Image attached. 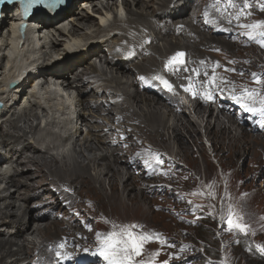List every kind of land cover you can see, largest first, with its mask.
I'll list each match as a JSON object with an SVG mask.
<instances>
[{"label":"bare ground","instance_id":"bare-ground-1","mask_svg":"<svg viewBox=\"0 0 264 264\" xmlns=\"http://www.w3.org/2000/svg\"><path fill=\"white\" fill-rule=\"evenodd\" d=\"M95 1L96 0H83L84 4L81 7L82 11H80L79 9H75L78 8V6L80 5L78 3L80 2V0H74L72 2L71 7L66 12L59 11L57 13H50L49 11H47L37 16V20H34V23L37 25L38 28L41 29L40 33L42 32V37H39V41L37 45L33 44L31 42L32 40H28V39L16 40L14 36L16 32H14V29L11 28V26L10 27L8 26L7 21L2 22V28H4V31L8 32V35L6 34L0 35V101H3L5 104L4 108H0V120H1L0 154H2L4 150L7 152L13 150L14 153L11 152L9 153V155L6 154L4 156H0V164H2L3 160L4 161L14 160L18 163V165L31 163L32 165H35L36 171L35 174L34 172L26 174L27 172H24V170L20 171L21 172L20 173L19 170L17 169L14 171L13 174L9 176L3 175L2 180H0L1 182L6 181L7 184L6 185L7 187H4V189L0 190V264H21V262H24L27 259L28 255L30 254L29 249L32 250L31 255H34V257L43 256L48 258L49 260L56 262L55 258L58 257L56 256V252L59 250V244L61 243L62 240L61 236L62 238L70 236V234H66L67 230L65 229L66 228L69 229V227L71 228V225H66V220L68 218L67 213L59 216L56 215V213H54V209L45 208L47 203L46 201H44L43 197H42L43 200L41 202V198H40L44 189L45 191H48V195L53 194L52 197H56L58 199V202L62 201V199L65 198L68 199V201L73 205H75V202L73 201V199H75L74 198L75 195L73 193L69 191H64L63 197H58L57 193L56 194L53 193L54 189L57 190L60 188L66 189L67 187H69L71 190L75 189L76 190L75 193H77L78 195L77 197L84 195L91 196L93 195V193H95V195L101 194L106 198L105 199L106 201L105 202L103 201L104 203L102 204V206H100V208L104 213H109V212L116 213L117 211L123 212L129 209V206H126L125 202L120 197L119 192L117 193L114 199V195L116 194V192H114L115 190L113 189L114 191H112L110 194H107L104 189L105 180L107 179L109 180V184L112 186V188H117L118 185L117 182L122 176L119 162H121L120 164L122 165V160L125 159L122 158V156H120L121 150H119L118 147H114L117 146L116 138L120 137L121 132L118 130L115 131L114 128L110 126V124L114 126L113 122L117 120V115H119V119H121L122 122L124 121H126L127 123L134 122V124H137V128H141L138 125L144 128L145 124L147 123L149 129L147 130L143 129L142 131L150 130L151 132L152 129L154 134L155 135L159 134L162 140L166 136L165 133L154 130L152 125L156 123L158 125V122H160L163 128L169 127L167 130L170 131L169 133L170 138L174 139L175 143H177L175 144L176 148L174 152V155L177 156L176 158L177 161H179L181 158H186L185 160H188L187 155L191 153L187 151L190 149L185 145L186 144L185 135L182 133L179 124L178 123L175 124L173 123L172 125L171 123L165 124L164 123V121L166 120L165 115L164 118L161 119L158 118V115H161L160 114L161 107H159L160 104L158 105L159 102H156L155 100L153 101L154 102L153 103L151 98L147 96L148 94L146 95L147 90L140 85L141 80L139 79V77H144L151 80L152 77H154L155 75H161V72L163 69H165V64L168 62L169 58H171L174 54H176L180 49L183 48L182 46H184V44L181 43V39H182L181 36H184L186 38L187 36L186 33H184L185 30L184 31L178 30V25L175 24L174 22L175 20L173 18L177 16H183L184 14H186V12H188L192 8V5L185 4L184 9L181 8L180 11H175L176 7L172 6L174 0H162V2L158 4V6L156 4L157 6L156 8L154 7L155 0H149L150 5L147 11V6H145L147 4H144L146 0H132V3L136 4L137 9H135L134 12L132 9L129 8L130 12L133 14H130L131 17L128 18L127 23L131 24V27L132 25L135 24V21L137 23L138 22L140 23V21H142L140 19H144L145 21L149 19L151 15H155V17L158 18L160 23L158 24V26H154L151 24L152 23L151 21V23L147 24V27H144V25H142V27L144 28H140V27L138 28L136 24L137 28L135 31H137L139 34H137L135 37H137L138 43L132 45V48H134V50H129L124 47L119 48L120 46L115 44H113L112 48H109L108 42L110 41L114 42L112 41V39L115 38L111 36L102 39V36L100 37V34L102 32L101 30L104 29L109 30L108 28L113 24L111 23L110 25L105 26L101 21L98 22L97 16L100 15V18L102 20L106 19L104 18L105 15L106 17L113 16L114 15L113 13L116 12H114L113 10H108V8L113 7L114 9H116V7H118L117 2L119 0H107V2L109 3H107L104 6V10L103 8L98 7V4ZM99 1L101 2L102 0ZM84 5L90 8L92 7V10L94 12L84 10L85 9ZM122 5H123L122 6L123 9L127 10L128 8H126V6L127 7L130 6V1L123 0ZM168 9H173L175 11V15H172L171 13L160 14L161 11L163 10L168 11ZM95 13H97L98 15H96ZM135 15L138 17V19H133V16L135 17ZM13 20H17V18H14ZM68 21L70 23H68ZM191 21L193 24L194 23L196 25L199 24L204 30V32L207 31V27L203 26L204 23L201 20H199L198 16L196 15L191 16L190 23ZM145 22L143 24H145ZM188 23L183 22L185 26H189L190 24ZM70 24H72L71 27H69ZM114 24L117 26H121L122 20H119L117 18ZM149 27L152 28L154 31L156 30L155 37L163 41L164 47L165 46L169 47L168 50L166 49L167 50L166 52L161 53V55L165 54L166 57L164 58V67H162V69H160L159 71H154L152 67L149 68L147 66L148 62H151V60L154 61V59L157 58L156 57L152 58L150 55H143V54H147L145 53V49L147 47L145 49L142 48L143 46L142 43L146 39H149V35L146 34V31L149 29ZM80 29H83V31H80ZM86 29L93 30L92 32L93 40L84 42L83 37L85 35L91 37V35L87 34ZM132 34L133 32L131 31L123 30L118 32L117 34L115 33L114 35L117 37V40L119 42H125L126 40L128 41L131 40ZM73 37L77 38V40L74 42H72ZM168 38L170 39V41L167 40ZM156 40L157 39H154L152 41L156 42ZM83 42L85 44H82ZM220 42H223V39L221 38L219 39V35L214 33L213 37L205 36L204 40H201L200 38L197 44L195 42L196 46L194 44V47L192 46L193 49L191 50L195 52L200 51L201 53H206L208 52L207 50H209L212 47L210 44L217 43L215 46H220L222 44ZM73 45L75 46L72 47ZM105 45L108 46L110 50L106 54L104 60L108 65L110 74L113 75L112 76L113 79L117 82L120 81L121 79L119 78V75H122L123 77L124 76L131 77V79L133 78L132 86L133 87L136 86L134 88V91L132 92L127 91L125 94L121 93L120 95L123 97L127 96L128 101L130 100V102L135 103L139 107L141 112H137L134 109H132L131 108L132 106L126 100L122 103L119 100H116L118 103L121 104L120 106L122 108V114L121 113L114 114V107H113L114 105H112L113 103L109 101L107 98L108 96L107 94H109L110 91L105 89L101 92L97 91L96 89L97 83L95 81H93L95 85L94 87L93 85H91L90 80H88L89 83H87L88 81L86 80V78L89 75L97 74L98 72L97 69L98 66L95 65L96 62L93 64L92 62L90 63V61H92L91 59L93 58V56H95L96 54L99 55L100 51H104ZM80 46H82V48L79 49V51L78 49H75V47L80 48ZM154 46L157 47L155 48L156 50L160 49L157 44H155ZM186 46H189V43L186 44ZM92 47L95 48L91 50ZM185 49L187 50L188 48L186 47ZM90 50H91V54H90ZM161 50L159 52H161ZM110 52L116 53L117 56L122 55L124 57H113L109 55ZM186 52H185V58L191 59L189 63L185 62V67L188 68V73H189L186 74L187 77H191L190 75L192 72V68L193 66H195L196 61L200 57L199 56L196 58L191 57L188 54V51ZM215 52H219V51H215ZM130 53L131 55H129ZM139 54H142L143 57L139 61H137L136 59L139 57ZM73 56H81L82 58L70 62L72 60L71 57ZM225 56H227V54H225ZM6 59L8 63H6ZM131 63H133V65H131ZM18 66L20 67L17 68ZM23 66L24 69L21 71L20 68H22ZM81 67H83L84 69L82 71H79ZM108 69L102 70V75L109 76L110 74H108ZM114 71L118 75H115ZM21 74H27L26 78L23 79L22 81H20ZM52 76L53 78H56L59 81H61L62 85L55 84L56 87H53L52 89H50L49 86L47 88L46 87L44 88L43 86L39 87L38 85L39 83H36L34 86L31 85V82L33 81L37 82L39 78L45 80L48 77H52ZM70 76H72V78H70ZM104 81H105L104 79L99 78L97 82L100 83L101 85H104ZM11 82H15V83L19 82V84L17 86L12 85V87L13 86L15 87L12 90L7 91L6 85ZM44 83L49 84V81L46 80V82ZM90 86H92V89L88 92V88ZM195 86L196 85H194L192 88H195ZM74 88H76L79 97V101L76 102V106L83 109V112L81 113L77 112L78 114H77L76 123L80 122L81 125H85L88 129V134L86 135V137L80 138V136L83 133V128H81L77 124V126H75L76 129L74 131V134L69 133L67 140L66 139L62 140V143H60L59 145L65 147L67 143H69L68 139H73V141L75 140L76 145L72 144L73 155H68V153H63V154L60 153L62 155L60 158L57 155L50 153V150L54 147L59 149V147L57 146L58 144L56 145L54 140L53 141L49 140V138L46 135L35 131L37 126L40 125V119L42 118L41 114L37 112L38 111L37 109L45 112L47 107L46 103L50 102L52 103V107L49 109V111H51L52 113H55L57 115L58 113H60L61 115L69 113V109L72 108V104L74 103L73 99L75 98H72L73 100L72 103L69 100V98H66V95L63 92L70 93L72 95L75 90ZM201 89L202 88H199L198 90ZM28 90L29 93H31L32 97L26 101L27 104L21 107L22 108L21 110L17 111L18 106L20 105V101L23 98L22 96L23 95L25 96V94L27 93L26 91ZM90 92L93 94L92 95L93 97L90 98L89 96L90 100H88L87 99L88 97L85 96L88 95V93ZM142 93H145L146 96L141 95ZM101 94H103V99H104L102 100V102H100L97 98ZM59 96L64 98V100H61L60 102L55 101ZM158 100L162 101V99L159 96H158ZM93 101H95V103ZM118 103L115 105L117 106ZM53 107L55 108V111L52 109ZM153 108H155V110H153ZM74 110L76 111L77 108L75 107ZM102 110L104 111V113L106 112L108 114L109 123H106V118L103 116L104 113H102L103 112ZM36 112L38 113L37 118L39 119L38 120L39 123L37 122L38 123L37 125L35 126L32 125V128H28V129H25L23 126L20 125V122L23 121L25 118H27L29 115H32L33 117L36 116L35 114ZM168 112H170L172 117H178V116L180 117L179 120H181V125L183 127V130H185L187 133L193 135L192 133L197 132L193 120L188 118V116L186 117V113L184 112L182 114L175 113L174 108L168 109ZM8 114L9 116L6 117V115ZM183 116H185L186 118H184ZM197 116L200 119L205 115L202 114V111H199V114H197ZM60 118H63V116H61ZM218 119L219 121L222 122V119L220 117ZM223 123L225 122L223 121ZM47 124L50 125V122H47ZM161 125L159 127H161ZM207 125L208 124L205 125L206 128L208 127ZM240 126L241 125L235 123V121L229 119V124L228 125L226 124L224 129L227 128V130L232 129L234 131L235 130L238 131L239 128L241 129L244 128L243 126L241 127ZM127 127H131V126L127 124L126 128ZM244 132L246 133L245 129ZM30 133L31 136H29ZM132 134H134V132ZM212 137L215 144V151L217 149L222 150L223 143L222 142L217 143L216 135L214 136L212 135ZM229 138L230 136L228 135V139ZM246 142L248 143V141ZM163 144H165V142ZM230 144L232 145H228L229 149L239 145V142H234L233 140L230 139ZM124 147H126L125 143H124ZM105 150L110 151V153L107 151L105 152ZM84 152L89 153L87 157H85ZM184 152H186L187 154H185ZM13 154L14 156L12 157ZM109 154L111 157L110 159H112V162L110 159H108L107 161V157L109 156ZM210 160L213 161L212 159ZM198 164L199 163L194 165L196 170L190 172L191 178L196 180L197 177L200 175L201 171H204L206 180H210L211 179L210 168L208 167L201 168L200 166H198ZM182 165L183 163L180 162L181 168H185V171L188 172L189 167L186 168ZM114 166L115 168H112ZM2 167L4 166L0 165V169H2ZM229 170L230 172H234V166L232 165V167H229ZM92 171H96V173L93 174ZM179 174L180 172L178 173V175ZM175 176L176 173L171 175V177H173L171 178L173 183L172 185L173 189H175V185H176ZM21 178H25L26 180L31 179V183L28 184V182L26 181L23 184L25 188L24 187L19 188V186L22 185L23 183ZM49 179L51 181H49ZM130 179L131 178H129V180L126 183H124L123 186L124 191H127L130 188L131 190L136 189L135 182L134 181L130 182ZM46 182H47V186L45 187ZM50 184L53 185V187L48 186ZM15 185L18 187L19 190L22 189L26 190L24 194H20V197L18 196L19 198L17 197V200L22 199L25 201V203L27 201L29 202L32 199L36 200V202L32 204L35 210L32 211L30 209V205L25 204L26 206L24 207L26 214H22V213L19 214L18 213V210L20 209L19 208L18 210L13 212V215L15 216L10 218V214L12 213L5 212L3 210L2 204L3 205L6 204V208L11 205V204H7L6 198H8V196L12 197V195H6L4 193L7 189ZM232 187L234 188V184H232ZM141 193L144 194L145 191L142 190ZM37 198L39 200H37ZM49 200H51L50 197ZM115 201L117 202L119 208H117ZM131 202L134 206H138L139 208L141 207L139 203L140 200L137 196H135V198H132ZM151 204L149 206L146 205L145 208L141 207L140 209L141 212L143 213L145 211H149V212L160 211L159 208L157 207L153 208ZM49 206L54 208L52 200ZM134 206L132 207L134 208ZM20 207H22V203H20ZM40 208L41 210L43 209L45 213L40 212ZM64 210L68 211L67 208H65ZM45 214L49 217L48 219L49 221H45L46 218ZM56 216H59V218L57 219ZM152 216L153 215H151L150 217ZM144 220H145L144 226L147 228L153 224V221L151 219H144ZM1 226H7L8 227L7 229H10L13 226L17 229V231L16 229H14L10 233L8 238L3 237L6 236L7 234L5 231L2 230ZM53 227L60 229L64 227V230L62 233L58 234L57 231L53 232L52 230ZM112 230L113 228L110 227V231ZM51 234H56V235H53L52 237H44V236H50ZM29 237H31V241L29 243H26ZM54 237L56 239H54ZM64 240H62V242ZM14 246H16L17 248L14 249L13 248ZM72 247L73 245L70 244L71 250ZM38 249H40L41 251H46L45 254H40V252L37 251Z\"/></svg>","mask_w":264,"mask_h":264},{"label":"rangeland","instance_id":"rangeland-1","mask_svg":"<svg viewBox=\"0 0 264 264\" xmlns=\"http://www.w3.org/2000/svg\"><path fill=\"white\" fill-rule=\"evenodd\" d=\"M120 2H117V4H119V5H122L123 4V0L121 1V0H119ZM128 1H130V6H126V8H128L127 10H125L124 9V11H125V20H122V27L121 26H117V25H115L114 24V22H116V18L114 19V21L112 22V26H110L108 29L109 30H107V29H104V30H101L102 32H101V34H100V37L102 36V39H104V38H106V37H113V38H115V39H112V41H114V42H108V44H109V48H112V46H113V44H115V45H119L120 47L119 48H121V47H124V48H127V49H129V50H134V48H132V45L133 44H137L138 43V40H137V37H135L137 34H139L137 31H135L136 30V28H137V26H138V28L140 27V28H144V27H147V24H149V23H151V21H152V25H154V26H158V24L160 23L159 22V20H158V18L157 17H155V15H151L150 17H149V19H147V20H150V21H147V20H145L144 21V19H140V20H142V21H140V23L138 22H136L135 21V24L134 25H132V27H131V24H128L127 22H128V18L129 17H131V15L130 14H133V13H131L130 12V10H129V8L130 9H132L133 11L135 10V9H137V6H136V4H134V3H132V0H128ZM97 4H98V7H101V8H103V10H104V7H103V4H107V0H102L101 2L98 0H96L95 1ZM160 2H162V0H155V3H154V7L156 8L157 6H158V4L160 3ZM80 5L78 6V8H75V9H79L80 11H82V6H83V0H80V2H78ZM144 4H147V5H145V6H147V11H148V9H149V5H150V2H149V0H146L145 2H144ZM156 4H157V6H156ZM178 4V2H174L173 3V5L172 6H176ZM85 6V5H84ZM141 8V7H140ZM180 8H183V6H180ZM84 10H88V11H91V12H94L93 10H92V7L90 8V7H88V6H85V9ZM108 10H114V8L112 7V8H108ZM117 10V9H116ZM140 10H142V9H140ZM176 11V10H175ZM175 11L173 10V9H168V11H161L160 12V14H169V13H171L172 15H175ZM191 11V12H190ZM190 11H188L186 14H184L183 16H177V17H175V18H173L175 21V24H177L178 25V30L179 31H184V33H186V36H187V38L186 37H184V36H181V35H178V36H181V43L182 44H184V46H182L183 48L182 49H180L178 52H186V51H188V54L191 56V57H200V58H203V57H205V56H207V55H213L212 57L214 58V56H215V58L218 56V57H221L220 56V54L219 53H221V52H215V49H213L212 47L209 49V50H207L208 52H206V53H201L200 51H197V52H195V51H192L191 49H193L192 48V46L194 47V44H195V42H196V44L198 43V40L201 38V40H204V38H205V36H207V37H213V34H212V32L211 31H205L204 32V30L202 29V27L198 24V25H196L195 23L193 24L192 23V21H191V23H190V20H191V16H193V15H196V16H198V18H199V20H201L200 19V17H199V14H198V12H196V11H193V10H190ZM105 12V11H104ZM135 12V11H134ZM174 13V14H173ZM96 15H98L97 13H95ZM155 17V18H154ZM159 17V16H158ZM185 19H184V18ZM99 18H100V15L99 16H97V20H98V22H99ZM133 19H138V17L135 15V17L133 16ZM177 19H179V20H177ZM184 19V20H183ZM187 19H189V20H187ZM197 19V18H196ZM187 20V21H186ZM202 21V20H201ZM145 22V24H143ZM157 22V23H156ZM181 22V23H180ZM183 22H189L188 24H190L189 26H185L184 24H183ZM68 23H70L69 21H68ZM180 23V24H179ZM136 24H137V26H136ZM130 25V26H129ZM141 25V26H140ZM142 25H144V27H142ZM72 26V24H70L69 25V27H71ZM134 26H135V28H134ZM150 26V25H149ZM204 26V25H203ZM130 28V29H129ZM200 28V29H199ZM126 29V30H125ZM193 29V30H192ZM89 29H86V31H87V34L88 35H91V37L90 36H87V35H85L83 38V41L84 42H87V41H89V40H93V36H92V32H93V30H89ZM131 31V32H133V34H132V38H131V43H130V41H128V40H126L125 42H119L118 40H117V37L114 35L115 33L117 34L118 32H120V31ZM80 31H83V29H80ZM156 31V30H155ZM155 31L152 29V28H150L149 27V29L146 31V34L147 35H149V39H146L145 41H143V43H142V48H146L145 49V53H147V54H143V55H150L152 58L154 57H156L157 59H154V61H152L151 60V62H148V67L150 68V67H152L153 68V70L154 71H159L160 69H162V67H164V58L166 57V55L164 54V55H161V53H164V52H166L168 49H169V47L168 46H165L164 47V44H163V41L162 40H160L159 38H156L155 37V35H156V33H155ZM199 31V32H198ZM203 31V32H202ZM196 32V33H195ZM208 32V33H207ZM83 33H85V32H83ZM201 34V35H200ZM207 34H209V35H207ZM189 36V37H188ZM197 36V37H196ZM135 37V38H134ZM196 37V38H195ZM85 38H86V40H85ZM92 38V39H91ZM223 39V37H219V39ZM154 39H157L156 40V42H153L152 40H154ZM190 39V40H189ZM167 40H169L170 41V39L168 38ZM196 40V41H195ZM194 41V42H193ZM82 43V44H85V43ZM145 42V43H144ZM154 43V44H153ZM189 43V46H186V44H188ZM220 43H222V42H220ZM155 44H157L158 45V47L160 48L159 50H156L155 48H157V47H155L154 45ZM196 44H195V46H196ZM107 45V44H106ZM104 46V51H100V53H103V52H105V55L104 54H100V55H95V56H93V58L91 59L92 61H90V63L92 62L93 64L95 63V65L96 66H98L97 67V69H98V72H97V74H91V75H89L87 78H89V79H87L86 78V80L88 81V80H90V82H91V85H93V87L95 86L94 85V82L93 81H95L96 83H97V86H96V89H97V91H103L104 89L105 90H109L110 91V93L109 94H107L108 96H107V98H108V100L109 101H111L113 104L112 105H114L113 107H114V114H119V113H121L122 114V108H121V104L120 103H118L116 100H119L121 103L122 102H124L125 100L132 106L131 108L132 109H134L135 111H137V112H141L140 111V109H139V107L135 104V103H132V102H130V100L128 101V97L127 96H121L120 94L121 93H126L127 91L128 92H132V91H134V88L136 87H133L132 86V82H133V78L131 79V77H126V76H122V75H119V78H121L120 79V81H115L114 79H113V75H111L110 74V70L108 69V65H107V63L105 62V60H104V58L106 57V54L109 52V48H108V46ZM211 46H212V44H210ZM145 46V47H144ZM154 46V47H153ZM213 46H215V45H213ZM107 47V48H106ZM129 47V48H128ZM153 47V48H152ZM188 48L187 50L185 49V48ZM94 48H91V50H93ZM162 49V50H161ZM165 49V50H164ZM167 49V50H166ZM205 49V48H204ZM91 50H90V54H91ZM161 50V52H159ZM186 50V51H185ZM158 51V52H157ZM223 52V51H222ZM187 53V52H186ZM209 53V54H208ZM153 54V55H152ZM87 55V54H86ZM104 55V56H103ZM109 55H111V56H113V57H124V56H122V55H116V53H109ZM116 55V56H115ZM143 55L142 54H139V57L136 59L137 61H139L142 57H143ZM156 55V56H155ZM76 57H79V58H73V60L75 61V60H78V59H81L82 57L81 56H76ZM95 57V58H94ZM199 58V59H200ZM162 59V60H161ZM156 60H158V61H156ZM189 60V61H188ZM190 58H188V59H186L185 60V62L186 63H189L190 62ZM201 61H204L205 63L207 62V60L206 59H202ZM200 61V62H201ZM70 62H73L72 60L70 61ZM153 62V63H152ZM198 62L199 61H196V63L197 64H195V66L197 67V65H198ZM205 63H203V64H205ZM87 64H89V63H87ZM153 64H154V66H153ZM131 65H133V63H131ZM195 66H193V68L192 69H195L196 67ZM85 67V66H84ZM82 68V69H81ZM80 68V70H83L84 68L83 67H81ZM105 69H108V74H110L109 76H105V75H102V70H105ZM188 69V68H187ZM200 69V68H199ZM201 70V69H200ZM184 70V68L183 67H181V69L179 70V71H176L175 73H173L171 70H170V68H165V69H163L162 70V72H161V75H171V76H175V77H181L182 75H184V74H189L188 73V71H185ZM114 74L115 75H118V74H116L115 73V71H114ZM192 78L194 77V72L192 71L191 72V75H190ZM108 77V78H107ZM170 77V76H169ZM51 78H53V76L51 77ZM70 78H72V76H70ZM99 78H101V79H104L105 81H104V85H101L100 83H98L97 81L99 80ZM171 78V77H170ZM111 79V80H110ZM172 79H173V77H172ZM44 80V79H43ZM46 80H50V79H45L44 80V82H46ZM136 82V81H135ZM177 82V81H176ZM87 83H89V81L87 82ZM45 84H47V83H45ZM132 86V87H131ZM47 88V85L46 86H44V88ZM75 90H74V92H73V97H72V95L70 94V93H66V92H63V93H65V95H66V98H69V100L72 102L73 100V104H72V108L71 109H69V113H66V114H64V115H61L60 113H58V115L57 114H55V113H52L51 111H49V109L52 107V103H46V111L44 112V111H41V110H39V109H37L38 111L37 112H39L40 114H41V119H40V125H38L37 126V128H36V130L35 131H37V132H40L41 134H44V135H46L48 138H49V140H51V141H55V144L59 147V149H57L56 147H55V149H54V152L53 153H51V150H50V153L51 154H55V155H57L58 157H60L61 158V154H63V153H68V155H73V146H72V144H75L76 145V143H75V140L73 141V139H68V142L69 143H67V145L64 147V146H59L60 145V143H62V140H64V139H66L67 140V138H68V134L69 133H72V134H74V131H75V129H76V127L75 126H77V124H78V126H80L81 128H83V133H82V135L80 136V138H82V137H86V135L88 134V129H87V127L85 126V125H81V123L79 122V123H76V120H77V112H79V113H81V112H83V109L82 108H80V107H78V106H76V102H78L79 101V97H78V92L76 91V88H74ZM92 89V86H90L89 88H88V92L90 91ZM27 93L25 94V96L23 95L22 97V99H21V101H20V105L18 106V109H17V111H19V110H21L22 108L21 107H23V106H25L27 103H26V101L29 99V98H31L32 96H31V93H29V90L28 91H26ZM69 94H70V96H69ZM148 93H146V95H147ZM93 94L90 92V93H88V95H86L85 97H88L87 99L88 100H90V98H92L93 96H92ZM141 95H145V93H142ZM145 95V96H146ZM89 96H90V98H89ZM147 96H149L150 98H151V100H152V102L155 100L156 102H159L158 103V105H159V107H161V115H158V118L159 119H161V118H164V115L166 116V105H164L163 103H161L160 101H158V100H156L154 97H152L150 94H148ZM72 98H75V99H73L72 100ZM98 98V100L100 101V102H102V100H104L103 99V94H101L100 96H98L97 97ZM61 100H64V98H62L61 96H59L58 98H57V100H55V101H61ZM3 102V101H2ZM94 103H95V101H93ZM55 103V102H54ZM118 103V105L116 106L115 104H117ZM154 103V102H153ZM4 105L5 104H3V107H0V108H4ZM54 105V104H53ZM77 108V110L75 111L74 110V108ZM165 107V108H164ZM48 109V110H47ZM54 111H55V108L53 107L52 108ZM153 110H155V108H153ZM164 110V111H163ZM103 111V110H102ZM144 111H146V110H144ZM35 113L36 114V116H32V115H29L27 118H25L23 121H21L20 122V125L21 126H23L25 129H28V128H32V125L33 126H35V125H37L38 123H39V119L37 118V115H38V113ZM100 112H101V110H100ZM163 112V113H162ZM102 113H104V111L102 112ZM163 114V115H162ZM7 116H9V114L8 115H6V117ZM61 116H63V118H60ZM101 116H102V114H101ZM103 116L106 118V123H109L108 121H109V116H108V114L105 112L104 114H103ZM72 117H73V119H72ZM168 117V116H167ZM166 117V119H168V122L169 123H171V125L174 123H178L179 124V126H180V129L181 130H183V127H182V125H181V120H179L180 119V117L178 116V117H168L167 118ZM184 117V116H183ZM198 117V116H197ZM157 118V119H158ZM184 118H186V117H184ZM3 119V118H2ZM65 119H66V121H65ZM175 119V120H174ZM231 119V118H230ZM173 120H174V122H173ZM178 120H179V122H178ZM26 121V122H25ZM0 122H1V120H0ZM24 124H23V123ZM34 122V123H33ZM38 122V123H37ZM47 122H50V125L49 124H47ZM114 123V122H113ZM193 123H194V125L196 126V124H195V122L193 121ZM192 123V124H193ZM160 123H158V125H159ZM156 125V126H155ZM158 125H157V123L156 124H154V126H155V128L156 127H158ZM110 126L112 127V128H114V130L116 131V127H118V125H115V123H114V126H112L111 124H110ZM139 127H141V128H137V125H136V127L135 126H131V128L134 130L133 132H134V134L135 133H141V135L144 137V138H151V136H158V134L157 135H155V134H152L151 132H150V130L149 131H142V126H140V125H138ZM241 127V126H240ZM244 127V126H243ZM4 128H5V125H4ZM169 127H164L163 128V130H164V133H165V137L163 138V140L161 139V138H159V137H157L156 139H157V142L163 147V148H165V149H168L169 150V147H170V151H172V152H175V148H176V143H175V141H174V139H171L170 138V131H168L167 129H168ZM130 128H126V130H129ZM144 130H147V128H143ZM197 129V128H196ZM216 129H217V126H216ZM240 129V130H239ZM238 129V131H234V130H227V129H222V130H220L219 132L220 133H215V134H213V136L214 135H216V141H217V143H219V142H222L223 143V149H222V152H221V159H222V162L224 163V164H226V165H233L234 167H235V169L238 171V173H239V168L238 167H240L241 169H242V173H243V176H244V178H245V185H250V184H253V186H255L260 192H261V194L264 196V185L263 186H260V185H262V180L260 181V183L258 184V181L260 180H258L257 179V177H258V175H259V177L260 176H264V170L263 169H259V173L258 174H255L256 176H249V172H250V170H251V168L252 167H257V164H255V163H251L250 161H249V155H250V151L252 150V148H254L255 146H256V144L258 143L257 141L259 140L258 139V137L256 136V135H251V134H249V133H247L248 132V129L247 128H243V129H241V128H239ZM244 129L246 130V133L244 132ZM199 130L197 129V132H198ZM132 132V133H133ZM145 132V133H144ZM200 132V131H199ZM131 133V134H132ZM144 134H145V136H144ZM149 135V136H148ZM228 135L230 136V138L228 139ZM236 135H238V136H236ZM29 136H31V133H30V135ZM118 139V138H117ZM165 139H166V141H165ZM230 139L231 140H233L234 142H239V145H237V146H234V147H232V148H230L229 149V147H228V145H232V144H230ZM159 140V141H158ZM172 140V141H171ZM61 141V142H60ZM246 141H248V143L246 142ZM76 142H77V140H76ZM165 142V144H163ZM199 142V141H198ZM43 146H45V145H43ZM168 146V147H167ZM188 147V146H187ZM217 147H219V146H217ZM262 147H263V144H261L259 147H257V149H256V151H257V153H258V158L259 159H261V155H262V151H263V149H262ZM72 148V149H71ZM249 148V149H248ZM57 149V150H56ZM189 149L190 150H187L190 154L189 155H187L188 157H187V159L188 160H185L186 162H189L190 160H194V157H193V154H195V153H192V147L190 146L189 147ZM246 149V150H245ZM221 150V149H220ZM84 151V150H83ZM107 150H105V152H106ZM1 152V151H0ZM11 152H13L14 153V151L12 150V151H5L4 150V152L2 153V154H0V156H4V155H9V153H11ZM107 152H109L110 153V151H107ZM61 153V154H60ZM120 153L121 154H123V153H125V151L124 150H121L120 151ZM185 153V152H184ZM240 153V154H239ZM247 153H248V155H247ZM59 154H60V156H59ZM88 152H84V155H85V157H87L88 156ZM236 154H239V161H237L236 159H235V157H236ZM195 155H197V154H195ZM14 156V154L12 155V157ZM228 157H230V158H228ZM111 157H110V154H109V156L107 157V161H108V159H110ZM122 158H125V157H122ZM181 159H183V158H181ZM180 159V160H181ZM111 160V162H112V159H110ZM213 160V159H212ZM125 159H123V162H122V165L120 164L121 162H119V165H120V169H121V178L118 180V185H117V188H112V186L109 184V180L107 179V180H105V187H104V189H105V192L107 193V194H110L112 191H114V192H116V194L114 195V199H115V197H116V195H117V193L119 192V195H120V197L122 198V200L125 202V205L126 206H129V209L127 210V211H123V212H119V211H117L116 213L119 215V216H121V217H123V218H128V219H130V218H133V219H140V220H143V221H145L144 219H151L152 221H153V224L152 225H155V226H159V227H163V228H167V227H170V228H173V229H176V228H178V227H180L182 224L184 225V226H186L187 227V229H189V230H195V218L198 216V215H200L199 214V212L198 213H195L194 214V217H192V218H190V219H188V220H184V219H177V218H174V216H170V214L168 213V212H164L165 214H163V213H158V212H149V211H145V212H141V208H136L133 204H132V202H131V200H132V198H135V196H137L138 198H139V200H140V205H141V207H143V208H145L146 207V205L147 206H149L151 203V205H152V207H153V203L156 201V199H154V198H151V196L149 195V197H144L143 195L144 194H142V193H140V188H139V186H137L136 185V189H134V190H131V188L129 189V190H127V191H124L123 190V186H124V183H126L128 180H129V178H128V174H127V171H126V167L124 166L125 165ZM214 161V160H213ZM199 163V162H198ZM202 163H205L207 166H205V165H203V164H198V166H200L201 168H204V167H209L210 168V172H211V174H210V177H211V179L213 178V176L217 173L215 170H214V167H215V163H216V160H215V162L213 163V162H211L209 159H207V160H204V162H202ZM195 164H197V163H194V165ZM213 164V165H212ZM0 165H3L4 167H2V169H0V180H2V176L3 175H11V174H13L14 173V171L15 170H19V172L20 171H23L24 170V172H27L26 174H29V173H31V172H34V174H35V171H36V167H35V165H32L31 163H28V164H22V165H18V163L16 162V161H14V160H10V161H8V160H3V162H2V164H0ZM189 164L188 163H183V165L182 166H184V167H189L188 166ZM112 168H115V166L114 167H112ZM123 170V171H122ZM226 171L229 173L230 172V170H229V167H227V169H226ZM186 172V171H185ZM21 173V172H20ZM92 173L93 174H95L96 173V171H92ZM204 179L206 180V177H205V175H204V171H201V173H200V175L197 177V179L196 180H194V179H192L191 178V174L190 173H187V175H184V171H182V172H180V174L177 176V178L175 179V181H176V185L177 184H180V186H182V184H184L186 187H187V189H183L182 191L184 192V193H186V194H190V193H192V192H196L197 193V190L199 189V187L202 185V183H203V181H204ZM220 179H221V183H220V187H222V188H224V185L225 184H227L228 185V190H229V194H230V196L232 197V198H234L235 200H239V198H240V196H241V194L242 193H247V191H245V190H241V189H234L233 187H232V183H229L228 182V179H224L223 177H222V175H220ZM21 180L23 181V183H22V185H20L19 186V188H25V186H23V184L27 181L28 182V184L29 183H31V179H29V180H26L25 178H21ZM49 181H51L50 179H49ZM107 181V182H106ZM36 184V183H35ZM208 184V183H207ZM7 184H6V181H3V182H1L0 181V190H2V189H4V187H7L6 186ZM47 186V182L45 183V187ZM48 186H50V187H53V185H48ZM111 187V188H110ZM114 189V190H113ZM75 189H72V193L75 195V203H76V205H78L79 206V209L80 210H83L84 208H85V206H86V204H87V196H79L78 198H77V193H75ZM205 191L206 192H208L209 191V189H208V187H207V185H205ZM26 192V190H19L18 189V187L15 185V186H12V187H10L9 189H7L6 191H5V193L4 194H6V195H12V197H9L8 196V198H6L7 199V204H11L9 207H7L6 208V204L5 205H3L2 204V207H3V210L5 211V212H9V213H12V214H10V218L11 217H14L15 215H13V212H15L16 210H18L19 208V210H18V213L19 214H26V211H25V207L24 206H26L25 204H27V205H30V209L33 211V210H35V208H34V206L32 205V204H34V202H36V200H34V199H32V200H30L29 202L27 201L26 203H25V201L24 200H17V197L19 196L20 197V194H24ZM142 194V195H141ZM223 194L224 193H222V196H223ZM251 194V198H256L255 197V194L253 193V192H251L250 193ZM47 196H49L50 197V195H48V191H45V189L43 190V192H42V195L40 196V198H41V202H42V200H43V198H44V201H46V203H47V205H46V207L45 208H49V209H52V208H50V202H49V198L47 197ZM18 197V198H19ZM43 197V198H42ZM94 199H95V201H96V207H100V206H102V204L106 201L105 199V197L103 196V195H95V193H94V195L92 196ZM37 200H39L38 198H37ZM102 200V201H101ZM151 200V201H150ZM247 200V199H246ZM23 201V202H22ZM104 201V202H103ZM101 202V203H100ZM16 203V204H15ZM20 203H22V207H20ZM83 203V204H82ZM115 203H116V206H117V208H119V206H118V204H117V202L115 201ZM194 203H198L197 202V200H195L194 201ZM209 204H213V205H215V208L214 209H209L208 207H207V205H209ZM209 204H205V203H202L201 205H203L204 207H202L201 208V210H208V211H211V212H214V213H217V214H219V212H218V208H219V204H220V201H219V199H216V198H214V199H211V201H210V203ZM246 204L248 205V207L251 209V210H253V211H255L254 210V208L251 206V204L250 203H248L247 201H246ZM73 205V204H72ZM84 206V207H83ZM132 206H134V208L132 207ZM83 207V208H82ZM261 207L262 208H264V201L261 203ZM41 208H42V206H41ZM41 208H40V212H43V213H45L44 211H43V209L41 210ZM54 209V213H56V215H64L65 213H67L68 214V211H65V210H63L61 213L59 212L60 210H61V208H53ZM137 209V210H136ZM25 211V212H24ZM258 211V210H257ZM148 212V213H147ZM122 213V214H121ZM146 213V214H145ZM261 215H263L264 216V214H262V213H260ZM46 215V214H45ZM148 215H149V217H148ZM151 215H153L152 217H150ZM26 216V215H25ZM59 216H56V218L58 219L59 218ZM75 217V216H74ZM27 218H28V215H27ZM9 219V218H8ZM49 219V217L46 215V218H45V221H49L48 220ZM78 221H81V218H79V219H77ZM174 220L176 221V222H174ZM189 221H195L194 223H189ZM36 224H38V223H36ZM67 224H70L71 225V222H69V221H66V225ZM42 225H44V224H42ZM14 226V225H13ZM11 227L10 229H7L8 227L7 226H1V228H2V230L3 231H5L6 232V236H3V237H9V235H10V233L14 230V229H16L15 227ZM58 229V230H57ZM71 228L69 227V229L68 228H66L65 230H70ZM52 230H53V232H58V234L59 233H62L63 232V230H64V227H62L61 229L60 228H56V227H53L52 228ZM9 231V232H8ZM16 231H17V229H16ZM53 235H56V234H51L50 236H44V237H52ZM175 237V236H174ZM14 238V237H13ZM175 238H179V237H175ZM16 239V238H15ZM54 239H56L55 237H54ZM50 240V239H49ZM31 241V237H29V239L26 241V243H29ZM22 242V241H21ZM32 247V246H31ZM30 247V248H31ZM14 249H16L17 247L16 246H14L13 247ZM30 250V254L28 255V257H27V259L24 261V262H21V264H28V263H32V259H34V255H31V249H29ZM102 264H106V262L104 261Z\"/></svg>","mask_w":264,"mask_h":264},{"label":"snow or ice","instance_id":"snow-or-ice-1","mask_svg":"<svg viewBox=\"0 0 264 264\" xmlns=\"http://www.w3.org/2000/svg\"><path fill=\"white\" fill-rule=\"evenodd\" d=\"M22 5H24V11L27 15L31 9L36 5L43 4L45 7L55 8L59 4L63 3V0H21ZM221 0H216V4H220ZM253 7L259 8L260 11L264 12V0H242L239 3L238 0H224L223 6L218 7L216 11L226 20L229 24L235 23L240 29H243L242 35L247 38V42L255 41L260 47L264 48V20L255 21L252 23H239L242 17H250L252 15ZM231 10V11H230ZM219 51V49H216ZM131 55V53L129 54ZM185 53L177 52L168 62L165 64V68H170V70L175 73L179 71L181 67H184L185 71L188 69L185 67ZM205 63L204 61L200 62ZM229 63H235V61H230ZM219 67V62H215V67L212 69V75L208 78V72L205 70L203 74L197 72L195 69L192 71L197 77L203 75L206 79L200 85L204 87L207 84V89L201 95L193 90L191 86L184 87L186 92H191L193 96H200L201 99L214 102L218 94H223L225 92V87L222 85H232L231 94L228 96L235 104L239 105L247 113L253 116H258L256 123L264 129V78L258 73H251L253 82L259 87H249L247 85L242 86L240 90L235 88L232 81L224 79L222 76L218 75L215 68ZM226 72H235L234 68H225ZM241 74L243 72L241 71ZM140 80H145L144 77H139ZM191 80V77H188ZM150 83L153 86L160 88L166 94L171 93L175 95V89L172 83L163 75H155L152 77ZM119 119V118H118ZM139 156L140 154L137 153ZM146 168H150L153 171H149V175L155 174V169L160 168L164 161L160 158L157 153L154 155L152 161L147 159L143 160ZM164 174H167L165 172ZM209 191L207 193H199L206 195L208 199H214L216 197V192L213 190L215 188V181H212L207 185ZM169 191H172L169 188ZM247 193H242L239 200H235L229 194L228 185H224V194L220 197L219 208L217 209L220 214V221L227 225V231L236 232L243 234L245 236L252 233V229L247 222L249 213L246 211V197ZM177 198L181 197L177 194ZM191 211L195 212L198 209L204 207L203 205L192 206L191 201H188ZM209 209H214L215 205H207ZM209 215H212L209 212ZM195 221H189V223H194ZM113 230L106 233L96 232V239L98 241V251L93 252V255L99 254L106 262V264H157L156 258L160 255L161 248L164 246L174 247L169 241L162 236V234L144 230V225L142 224H124L117 226L113 224ZM224 229H222L223 231ZM150 242H159L161 248L148 253V259H145V245ZM65 243L61 242L59 248L63 249ZM258 250L264 253V244L257 245ZM87 251V250H86ZM181 253L183 248H181ZM56 256H61L59 251L56 252ZM71 259V257H68ZM182 257L180 253H169V259L159 261V264H172L173 261L180 262ZM207 264H216L211 260L207 261Z\"/></svg>","mask_w":264,"mask_h":264},{"label":"clouds","instance_id":"clouds-1","mask_svg":"<svg viewBox=\"0 0 264 264\" xmlns=\"http://www.w3.org/2000/svg\"><path fill=\"white\" fill-rule=\"evenodd\" d=\"M241 50L242 53L247 55L257 54V48L255 50L251 48H243ZM239 107L240 106H235V108L241 109ZM205 112H208L212 117L215 116L211 110H205ZM220 116L224 117L222 118V122L218 120L217 123L220 125L224 124L223 121L229 124L230 118L235 121V123H241L231 115L221 114ZM239 125L243 126L242 124ZM219 131L217 132L220 133ZM182 133L185 137L189 138V134L185 130H182ZM247 133L256 135L259 139L257 141L258 143L254 148H252L249 155V161L257 164V167L251 168L249 176H256L255 174L259 173V169L264 170V167H262L264 164V155H261V159H259L256 151L257 147L261 144L264 146V133L257 134L254 131H248ZM135 136L142 135L141 133L130 134L128 140H133ZM127 153H129L128 150ZM195 154H193L194 160H190L189 162L185 161L186 158L181 160L182 162L189 164V170L185 175L196 170L194 163L199 162L207 166L205 163H202L204 160H207L206 156L202 155L199 157ZM239 154H236L235 157L237 161H239ZM124 157L126 160V156ZM221 164L224 167L223 170H219L218 166L215 165L214 170L217 173L210 180L204 179L202 185L198 189L199 193H207L205 191V185L215 181V188L213 190L216 192L215 198L220 201V197H222V193H224V188L220 187V175H222L224 179H228L229 183L234 184V189L247 191L248 195L246 197V201L250 203L255 210H251L246 204V211L249 213L247 222L252 229V233L247 236L227 231V225L220 221V214L208 210H201V208L195 212L191 211L188 201H191V205L193 207L201 205L202 203L209 204L211 199H208L206 195L199 194L198 192L186 194L182 191L183 189H187L184 184H182V186L177 184L175 185V189H173L172 179L166 176H163L162 178L150 179L144 176L141 177L135 175L133 177L132 175L129 177L128 175V178H131L130 182L134 181L135 184L139 186L140 193L142 190L145 191L143 195L144 197H149L150 194L148 193L151 187L155 188L156 191L164 192L161 196L150 195L151 198L156 199L153 203V208H159L160 211L158 213L165 214V211H169L168 213L170 216L184 220L194 217L195 213L199 212L200 214L195 218V230H189L183 224L176 229L170 227L163 228L155 225H151L148 228L144 226L145 230L157 231L162 234V236L165 237L170 244L174 245V247L164 246L161 248L159 242L150 244V248H148H154L153 251L161 248L160 255L156 258L157 264H159V261L169 259V253H180L182 257L180 262L173 261L172 264H207V261L209 260L216 262V264H264V253H261L257 248V245L264 244V216L260 214H264V208L261 207V203L264 201V196L255 186H253V184L245 185V178L240 167H238L239 173L235 167L234 172L228 173L226 169L227 167H232V165H226L223 162H221ZM257 179H260L258 184L262 180L263 183L260 186H263L264 176L259 177L258 175ZM167 186L168 190H165V187ZM169 188H171L172 191H169ZM251 192L255 194L256 198H251ZM177 194L181 197L180 199L177 198ZM195 200H197L198 203H194ZM135 207L139 208L138 206ZM209 212H211L212 215H209ZM124 221H129L131 224L135 223L145 225V221L140 219L124 218ZM174 222L176 221L174 220ZM222 229L224 230L222 231ZM174 236L179 238L177 239ZM148 245L149 243L146 244L145 249H147ZM181 248H183L182 253L180 251ZM144 258H149L147 253H145Z\"/></svg>","mask_w":264,"mask_h":264},{"label":"water","instance_id":"water-1","mask_svg":"<svg viewBox=\"0 0 264 264\" xmlns=\"http://www.w3.org/2000/svg\"><path fill=\"white\" fill-rule=\"evenodd\" d=\"M11 85H15V83H12ZM2 104H1V102H0V106H1ZM61 208H63V207H61Z\"/></svg>","mask_w":264,"mask_h":264}]
</instances>
